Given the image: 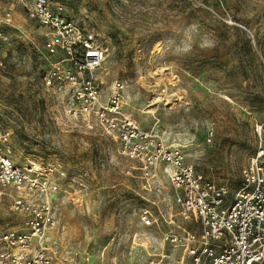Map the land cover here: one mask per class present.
Returning <instances> with one entry per match:
<instances>
[{"label":"rangeland","instance_id":"rangeland-1","mask_svg":"<svg viewBox=\"0 0 264 264\" xmlns=\"http://www.w3.org/2000/svg\"><path fill=\"white\" fill-rule=\"evenodd\" d=\"M50 1L108 47L103 101L121 81L126 115L235 192L255 149L254 124L264 119V0ZM12 3L0 0V13L14 16L9 39L0 40V130L8 134L0 146L50 181L55 263L191 264L187 254L181 262L182 247L163 241L164 232L193 228L176 215L173 190L145 189L139 163L119 153L99 119L66 115L67 99L43 82L46 29ZM10 202L0 199V233L21 225ZM144 209L156 217L151 224Z\"/></svg>","mask_w":264,"mask_h":264},{"label":"built area","instance_id":"built-area-1","mask_svg":"<svg viewBox=\"0 0 264 264\" xmlns=\"http://www.w3.org/2000/svg\"><path fill=\"white\" fill-rule=\"evenodd\" d=\"M12 2L46 29L49 69L43 82L67 99L66 115L99 119L107 134L117 136L119 153L139 163L145 189L164 196L173 190L176 215L193 225L163 233L164 242L183 248L181 262L187 254L191 264H264V119L254 124L255 149L241 170L240 187L232 192L227 184L200 173L180 146L168 144L126 115L121 81L113 83L103 101L99 72L108 47L94 31L79 26L62 5L53 6L50 0ZM13 23L12 9L0 13V40L9 39L6 30ZM2 136L7 140L8 134L0 130ZM215 136L210 126L206 141L213 142ZM51 193L41 168L18 166L0 146V199L10 196L9 209L22 215L19 227L0 233V264H57L49 246L50 234L58 229ZM155 218L150 209L143 210L145 223ZM69 264L82 263L72 258Z\"/></svg>","mask_w":264,"mask_h":264}]
</instances>
